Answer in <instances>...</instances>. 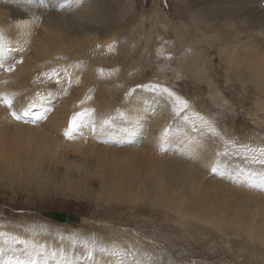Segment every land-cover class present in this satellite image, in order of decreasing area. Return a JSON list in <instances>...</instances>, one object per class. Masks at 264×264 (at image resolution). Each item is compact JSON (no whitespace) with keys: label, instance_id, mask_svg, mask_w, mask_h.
Wrapping results in <instances>:
<instances>
[{"label":"rangeland","instance_id":"1","mask_svg":"<svg viewBox=\"0 0 264 264\" xmlns=\"http://www.w3.org/2000/svg\"><path fill=\"white\" fill-rule=\"evenodd\" d=\"M0 1V27L6 28L7 24L10 30L18 21H10L11 10L3 2L6 0ZM94 1L99 7L96 15H101L104 8L106 14L104 26L90 31L98 40V49L84 46L90 57L71 49L70 56H59L47 71L40 68L25 80L32 86L42 78L51 90L66 86L67 114L60 117L61 121L55 119L48 124L43 118L41 128L30 127L29 131L28 126L0 121V134L2 129L6 131L5 137L0 135V233L24 227L30 235L46 232L66 238L69 245L84 248L83 259H74L75 264H94L96 260L98 264H120L112 254L114 250L127 254L125 264H264V157L257 153L254 159L245 151V146L264 147V72L258 71H264V63L249 65L242 49L234 50L232 45L234 41L237 46L236 38L242 37L254 40L261 35L264 40V4L247 2L246 11L236 0ZM246 15L247 25L240 28L238 20ZM109 19L113 21L110 24ZM258 20L261 23L257 28L250 25ZM111 42L115 46L110 47ZM84 62L88 68L80 67ZM177 97L186 101L187 107ZM134 107L136 142L143 144L137 153L122 140L128 133L126 122L131 121L128 111ZM47 110L51 113L52 108ZM77 113L91 115H85L73 127L71 120ZM96 117L102 120L98 122ZM152 122L157 125L151 126ZM109 128L114 129L108 132ZM152 128L156 136L151 134ZM112 135L114 141L110 140ZM79 137L82 139L76 140ZM4 147L18 153L13 162L1 155L7 150ZM191 149L223 161L206 165L208 159L201 160V164L195 160L191 169L176 168L180 170L173 169L172 173L176 155L177 161H183ZM191 158L188 161L192 162ZM229 166L236 169L227 171ZM130 173V182L136 187L130 183L126 190H105L113 181L121 180L119 174L128 177ZM187 177L192 184L187 183ZM110 192L115 195L112 197ZM204 197L203 202L213 203L216 210L199 206ZM50 212L68 213L86 221L59 222L48 216ZM0 244L14 250L19 243L6 237L0 239ZM86 245L94 246L91 256ZM100 252L106 254L105 258L97 256Z\"/></svg>","mask_w":264,"mask_h":264},{"label":"bare ground","instance_id":"2","mask_svg":"<svg viewBox=\"0 0 264 264\" xmlns=\"http://www.w3.org/2000/svg\"><path fill=\"white\" fill-rule=\"evenodd\" d=\"M130 1V0H128ZM225 1V0H222ZM227 1V0H226ZM7 4L8 8H10L11 12H10V21H18V24L13 27L12 29L9 30V28H7V24H6V28L4 27H0V50H2L4 52L3 55V59L0 60V121L2 122H6L7 124H12L13 126L16 125L18 127L23 128V126H28L30 130V127H40L41 122L44 120L39 121H30V120H25L23 118L20 117L18 110L20 108H24V107H33V106H38L41 107L42 109H44L45 111H47V116L45 118H47L45 121L47 123V121H55V119H58V121L60 120V117H63L65 114H67V108L69 107L67 105V102L65 100H67V98H69L67 96V94H69V89L65 86L62 87V84L65 85V82L62 81V79L60 81H62L63 83L61 84L59 82V85L61 84L60 88L61 90H51L50 87H48L49 85L46 84L45 82H42V78H37L36 81L38 82L36 85H32L25 82V80H28L30 78H32V76H34L33 74H36V70L39 71L38 69H42V70H48L49 67L52 66L51 62H54L55 59H57L59 56H67L66 54L68 53L69 56L72 54H70L71 49L75 50V51H79L78 55L80 56H85V57H90L88 52H85V50L83 49L84 46H89L91 49H93L94 51L98 49V40L92 35L90 34V31H95L94 28L98 27H102L104 26L103 22L106 19V14H105V8L103 10L102 13H100L101 15H96V12L98 10V4L96 1L94 0H72L71 3L69 4H65V6L61 7V4H64L65 0H6L3 1ZM2 2V3H3ZM213 2V1H211ZM236 4H240L241 6H245V10L247 11V6L249 5L247 2H252L253 5L256 6L258 5H263L264 4V0H236ZM1 3V1H0ZM3 3V4H5ZM214 3V2H213ZM225 3V2H224ZM228 3V2H227ZM248 5H247V4ZM2 4V5H3ZM235 4V5H236ZM247 6H246V5ZM250 3V5H252ZM206 5V4H205ZM221 5V4H220ZM219 5V6H220ZM232 5V3L230 4ZM228 5L227 8H231V6ZM234 5V2H233ZM232 5V6H233ZM239 5V6H240ZM214 6V5H213ZM254 6V7H256ZM208 7V6H207ZM217 7V6H216ZM221 7V6H220ZM234 7V6H233ZM250 7V6H249ZM252 7V6H251ZM259 7V6H258ZM6 8V7H5ZM7 8V9H8ZM228 8V9H229ZM236 8V7H235ZM241 7H239L240 9ZM207 9V8H206ZM223 9V8H222ZM232 9V8H231ZM243 11V7L241 8ZM250 9V8H249ZM202 10V9H201ZM209 10V9H208ZM238 10V9H236ZM244 10L245 14L246 11ZM251 10V9H250ZM204 11V10H203ZM216 11V10H215ZM214 11V12H215ZM222 11V10H221ZM228 11V10H227ZM233 11V9L231 10ZM230 11V12H231ZM240 11V10H238ZM7 12V10H6ZM198 12V11H197ZM205 12H208L207 10H205ZM204 12V13H205ZM219 12V11H218ZM250 12V11H249ZM248 12V13H249ZM201 13V12H199ZM209 13V12H208ZM237 12L235 11V14ZM239 13V12H238ZM258 13V12H257ZM1 14V13H0ZM198 14V13H197ZM212 14V13H211ZM210 14V15H211ZM217 14V12H216ZM221 14V13H220ZM234 14V15H235ZM244 13L242 12L239 13V15H243ZM253 14L252 12L249 13L248 15ZM260 14V13H259ZM2 15H4L5 18V14L3 13ZM201 15V14H200ZM254 15H256L254 13ZM253 15V17H254ZM258 15V14H257ZM1 16V15H0ZM231 16H233L231 14ZM236 16V15H235ZM244 16V15H243ZM259 16V15H258ZM263 16V14H262ZM213 17V15L211 16ZM229 17V16H228ZM237 17V16H236ZM242 17V16H241ZM251 17V16H250ZM3 18V17H2ZM195 18V17H194ZM197 18V17H196ZM239 17H237L238 19ZM257 18V16H256ZM255 18V19H256ZM261 18V17H260ZM42 19V21L40 22V20ZM103 19V20H101ZM210 19V18H209ZM223 19V18H222ZM233 19V18H232ZM249 19V18H248ZM247 15L245 18L242 17V19L238 20V24L240 26V28H242V26H246L247 25ZM252 19V18H251ZM259 19V18H258ZM3 20V19H2ZM0 20V21H2ZM8 20V19H7ZM6 20V21H7ZM254 20V19H253ZM9 21V20H8ZM9 21V22H10ZM230 21V20H229ZM251 21V20H250ZM248 21V22H250ZM112 19H109L108 24L112 23ZM212 22V21H210ZM228 22V19L226 21V23ZM237 22V21H236ZM235 22V23H236ZM15 23V22H14ZM197 23V22H196ZM261 23L260 20L255 21L254 23H250V25L252 27H258V25ZM13 24V22H12ZM195 24V23H194ZM230 24V23H229ZM2 25V23H1ZM40 25V26H39ZM232 25V24H231ZM230 25V27H231ZM242 25V26H241ZM249 25V24H248ZM96 26V27H95ZM228 26V25H227ZM238 26V25H237ZM237 26L235 25V27H232L233 29L235 28V31L237 29ZM238 26V27H239ZM262 25H260L261 27ZM9 27V26H8ZM198 27V26H197ZM249 28V29H253V28ZM231 28V29H232ZM244 30L247 29L248 27H243ZM262 29V28H261ZM243 30V33H245ZM236 32H239L238 30ZM235 32V33H236ZM228 33V32H226ZM248 33V32H247ZM262 33V32H261ZM234 34V33H233ZM237 34V33H236ZM246 34V33H245ZM235 35V34H234ZM238 35V34H237ZM247 35V34H246ZM226 36V35H225ZM248 36V35H247ZM261 35H258L254 40L253 39H249L247 37L243 38H236L237 39V46H235V43L233 41V47L234 50L236 48L238 49H242V51L240 50V52H242V55H244L248 61H249V65H252L254 67H257V65H261L264 63V40H261ZM139 37V36H138ZM235 37H237L235 35ZM226 38V37H225ZM229 38V37H228ZM226 38V40L228 39ZM113 39V38H112ZM112 42H114L112 40ZM111 42V43H112ZM232 42V39H231ZM229 41V43H231ZM228 43V42H227ZM228 43V45L230 46V44ZM108 44V43H107ZM113 44V43H112ZM225 44V43H224ZM228 45L227 48H228ZM231 45V46H232ZM115 46V44L110 45V47ZM10 47L11 52L10 53H6L7 48ZM30 47V48H29ZM233 47L232 50H233ZM129 48V46H128ZM230 48V47H229ZM228 48V50H230ZM9 49V50H10ZM129 53H131L132 49H128ZM226 50V48L224 49ZM239 52V53H240ZM227 53V51H226ZM224 53V54H226ZM230 53V51L228 52ZM227 53V54H228ZM235 53V52H234ZM57 54H61V55H57ZM226 54V55H227ZM236 54V53H235ZM129 54H127L128 56ZM230 55V54H229ZM131 56V55H130ZM232 58V57H231ZM241 58H244L243 56ZM77 59V58H76ZM235 59V58H234ZM63 60V59H62ZM61 60V62H62ZM232 61V60H231ZM68 63V62H66ZM65 63V64H66ZM78 63V62H77ZM76 63V64H77ZM86 62H84V64H82L80 67L84 66ZM86 65L89 66V64L87 63ZM85 65V66H86ZM76 65L73 63V67H75ZM93 66V65H92ZM61 67V66H60ZM79 67V65L77 66ZM87 67V66H86ZM88 68V67H87ZM87 68H85L83 70V73L85 70H87ZM6 69V70H5ZM8 69H12L11 71H9ZM40 69V70H41ZM91 69V67H90ZM80 70V69H79ZM82 70V68H81ZM63 71V70H62ZM258 71H262L263 70H258ZM36 72V73H35ZM76 72V71H74ZM79 72V71H77ZM76 72V73H77ZM81 72V71H80ZM63 73H65L63 71ZM89 73H87L88 75ZM39 76V75H38ZM64 76L63 74L61 75ZM85 76V75H84ZM57 77V76H56ZM76 77V76H75ZM66 78V77H64ZM70 78V77H68ZM262 79V78H261ZM264 79V78H263ZM55 80V79H54ZM66 80V79H65ZM81 80V79H80ZM74 81V80H73ZM40 83V84H39ZM264 83V82H263ZM51 86V84H50ZM259 87V86H258ZM263 88V87H261ZM146 91H148L146 89ZM154 94V93H151ZM146 95V94H145ZM7 97L9 99H11L12 104L11 107H8L4 102H3V98ZM153 97V96H152ZM132 98V97H131ZM133 99V98H132ZM131 99V100H132ZM158 99V98H157ZM130 100V101H131ZM134 100H137L134 99ZM167 100H165L166 103ZM69 102V101H68ZM107 102V101H106ZM133 103V102H132ZM156 103V102H154ZM159 103V102H158ZM157 103V104H158ZM104 106V104H102ZM106 105V104H105ZM108 105V104H107ZM132 105V104H131ZM164 105V104H162ZM109 106V105H108ZM129 106V105H128ZM166 106V105H164ZM130 107V106H129ZM128 107V108H129ZM137 107V106H136ZM159 107V106H158ZM162 107V106H161ZM48 108H52V111L50 113L49 110H47ZM124 108V107H123ZM126 108V107H125ZM139 108V107H138ZM145 109V107H143ZM168 108V107H165ZM69 109V108H68ZM137 109V108H136ZM143 109V110H144ZM122 110V109H121ZM164 110V109H163ZM10 111L15 112L16 115H19V119H17L16 117L13 116V114L9 113ZM161 111V110H160ZM166 111V110H164ZM129 114L131 117V121L130 122H126L128 124V128H126V130L128 131V133L126 135H124L122 137V140L124 141V143L127 144H131V151H135V153H137L136 151H141L139 149L142 148L143 144H137V127L134 128L133 124L136 123L137 121V116H136V110L135 107L129 109ZM141 112V111H140ZM157 112V110H156ZM163 112V111H162ZM69 113V111H68ZM100 113V112H98ZM97 113V114H98ZM115 113V112H114ZM168 113V112H167ZM91 115V113H89ZM110 114V113H109ZM108 114V115H109ZM112 114V113H111ZM155 114V113H154ZM159 114V113H158ZM89 115V116H90ZM160 115V114H159ZM158 115V116H159ZM88 118L89 116L86 115ZM112 117V115H110ZM154 116V115H153ZM152 116V117H153ZM67 117V115L65 116ZM116 117V116H115ZM163 117V116H162ZM70 118V117H69ZM94 118V117H93ZM106 118V117H105ZM167 118V117H166ZM171 118V117H170ZM97 119V117H96ZM104 119V118H103ZM154 119V118H153ZM99 120H102V118H98L96 121L99 122ZM122 120V119H121ZM151 120V119H150ZM149 120V122H150ZM30 121V122H29ZM93 121V120H92ZM110 121V120H108ZM129 121V120H128ZM154 121L155 120H151ZM157 123H158V119H156ZM1 122V124H2ZM29 122V123H26ZM39 122V123H36ZM154 122L150 123L152 124L151 126H154ZM5 123V124H6ZM105 123V122H104ZM104 123L102 124V126L104 125ZM109 123V122H108ZM114 123V122H113ZM157 123L155 124V126L157 125ZM170 123V122H169ZM29 124V125H28ZM48 124V123H47ZM94 124V123H93ZM101 124V123H100ZM144 124V123H143ZM160 124V123H159ZM166 123H164L165 125ZM4 125V124H3ZM46 125V124H45ZM59 122L57 123V128H58ZM149 125V124H148ZM180 125V124H179ZM8 126V125H7ZM108 126V125H107ZM158 126H161L158 125ZM178 126V125H177ZM181 126V125H180ZM98 127V125H97ZM96 127V128H97ZM105 127V126H103ZM150 127V126H148ZM88 128V127H87ZM90 128V127H89ZM180 128V127H179ZM25 129V128H24ZM27 129V128H26ZM99 129V128H98ZM114 128H109L108 132L113 131ZM122 129V128H121ZM156 129V128H154ZM157 129H159L157 127ZM163 129V128H162ZM177 129V128H176ZM181 129V128H180ZM4 132H6L4 129H2ZM1 130V131H2ZM38 130V129H37ZM100 130V129H99ZM105 130V129H104ZM150 130V129H148ZM179 130V129H178ZM182 130V129H181ZM103 131V130H102ZM151 134L153 136V128L151 130ZM157 131V130H156ZM155 130L154 132L157 133ZM4 132H2L0 135H4ZM98 132V130H97ZM101 132V131H100ZM106 132V131H105ZM150 132V131H149ZM180 132V131H179ZM42 133V132H41ZM45 133V132H44ZM125 133V132H124ZM148 133V132H147ZM161 133V132H160ZM183 133V132H181ZM97 134V133H96ZM105 134V133H103ZM149 134V133H148ZM150 135V137L152 138L153 136ZM107 135V134H106ZM116 135H120V132ZM122 135V134H121ZM141 135V134H140ZM45 136H47L45 134ZM5 137V135H4ZM84 137V136H83ZM101 137V136H100ZM116 137V136H115ZM119 137V136H118ZM158 137H159V133H158ZM176 137V136H175ZM178 137V136H177ZM107 138L106 136H104V139ZM139 138V137H138ZM155 138V137H154ZM160 138V137H159ZM183 138V137H182ZM1 139V138H0ZM82 139L81 137L76 138V140ZM114 137L113 135L110 136V140H113ZM177 139V138H176ZM2 140V139H1ZM4 140V139H3ZM102 140V139H101ZM108 140V139H107ZM119 140V139H118ZM152 140V139H151ZM156 140V139H154ZM153 140V141H154ZM178 140V139H177ZM180 140V139H179ZM178 140V141H179ZM184 140V139H183ZM182 140V141H183ZM114 141V140H113ZM64 142V141H63ZM67 142V141H66ZM148 142V140H147ZM1 143V142H0ZM5 143V142H4ZM126 144V145H127ZM145 144H149V143H144ZM186 144V143H185ZM189 145V143H187ZM5 145V144H4ZM175 145V144H174ZM3 147V145H1ZM12 146V145H11ZM130 146V145H129ZM148 145H146L147 147ZM151 146V145H150ZM180 146V145H179ZM200 146V145H199ZM145 147V146H144ZM178 147V146H177ZM181 147V146H180ZM179 147V148H180ZM6 148V147H4ZM3 148V149H4ZM55 148V147H54ZM129 148V147H128ZM149 148V147H148ZM183 148V147H182ZM190 148V147H189ZM193 148V147H192ZM195 148H197L195 146ZM1 149V150H3ZM7 150H5L4 154H1L2 156L5 155V157L9 158L12 160V162L15 160V157L18 156V153L16 151L13 150V148H6ZM90 149V148H89ZM185 149V148H184ZM187 149V148H186ZM56 150V148H55ZM119 150V149H118ZM118 150H116L118 152ZM121 150V149H120ZM180 150V149H179ZM189 150V149H188ZM200 150V149H199ZM106 151V150H105ZM108 151V150H107ZM127 151V149H126ZM184 151V150H183ZM182 151V152H183ZM130 152V151H129ZM144 152V151H143ZM181 152V151H180ZM178 152V153H180ZM111 153V152H110ZM119 153H121V151H119ZM135 153L132 155H135ZM139 153V152H138ZM107 154V153H106ZM123 154V151L121 153V155ZM126 154V152H125ZM183 154V153H182ZM109 155V154H108ZM115 155V154H114ZM119 155V154H117ZM129 155V154H128ZM137 155V154H136ZM180 155V154H179ZM185 155L187 156V158L185 157V159L190 160L189 158H191V161H188L190 163H188L183 157V161H177V155H176V161H172V173H173V169L176 170H180V169H176V168H181V170H186V167H190V169L192 168V163L197 160L200 161H205L206 159H208L209 161L206 162V165L212 164L213 162L215 163V165H218L220 162L219 159L216 158H212V156H209V153L207 154V152H203L202 150L198 151L197 149H191L190 152H186ZM111 156V155H109ZM120 156V155H119ZM118 156V157H119ZM124 156V155H123ZM140 156V155H139ZM114 157V156H113ZM116 157V155H115ZM131 157V155H130ZM129 157V159H130ZM147 157V156H146ZM180 157V156H179ZM133 158V157H132ZM135 158V157H134ZM149 158V157H148ZM219 158V157H218ZM1 159V158H0ZM111 159V158H110ZM113 159V158H112ZM117 159V158H116ZM141 159V158H139ZM165 159V158H164ZM169 159V158H167ZM221 159V158H220ZM142 160V159H141ZM182 160V159H181ZM120 162V160H118ZM131 162V160H128ZM128 161H125V163L127 164ZM140 161V160H139ZM169 162L171 160H168ZM4 163V161H2ZM12 162L11 166L13 165ZM134 162H136L134 160ZM182 162V163H181ZM121 164L124 162H120ZM129 163V162H128ZM113 164V163H112ZM116 164V163H115ZM114 164V165H115ZM201 164V163H200ZM125 165V164H124ZM123 165V167H124ZM167 165V164H166ZM170 164H168L169 166ZM220 165V164H219ZM229 165V164H228ZM171 166V165H170ZM196 166V165H194ZM1 167V166H0ZM198 167V166H197ZM68 169V168H66ZM189 169V168H188ZM196 169L195 167H193V171L195 172ZM236 169L235 166H229L226 167V170H234ZM258 169V168H257ZM70 170V169H69ZM75 170V169H74ZM200 170V169H199ZM188 172V170H187ZM238 172V171H237ZM240 172V171H239ZM75 173V172H74ZM171 173V171H170ZM179 173V172H178ZM191 170L189 172V176L191 177ZM197 173V170H196ZM66 174V173H65ZM131 174V173H130ZM129 174V175H130ZM177 174V173H176ZM195 174V173H194ZM199 173H197L198 175ZM241 174V173H240ZM128 175V174H127ZM127 175H120L119 177L121 178V180H116L113 181L111 183V187L105 190H115V191H121L122 190H126L129 187V184L132 183L130 182L133 178V174H131L130 176L127 177ZM175 176V174H174ZM195 176V178L197 177L196 175L192 174V177ZM66 177V176H65ZM118 177V178H119ZM177 177V175H176ZM180 177V176H179ZM186 177V176H185ZM184 177V179H185ZM119 178V179H120ZM183 178V177H182ZM193 178V179H195ZM66 179V178H65ZM70 179V178H69ZM68 179V180H69ZM173 179V178H172ZM177 179V178H176ZM180 179V178H179ZM187 179H189V177H187ZM198 179V177L196 178V180ZM70 181V180H69ZM184 181V180H183ZM188 181V180H187ZM190 179L189 182H187L188 184L190 183ZM194 181V180H193ZM168 182V181H167ZM186 182V181H185ZM192 182V181H191ZM197 182V181H196ZM193 183V182H192ZM190 183V184H192ZM198 183V182H197ZM133 184V183H132ZM131 184V185H132ZM149 184V183H148ZM135 185V184H133ZM153 185V184H152ZM207 185V183H206ZM210 185V183L208 184ZM195 187V185H193ZM198 186V185H197ZM203 186V185H202ZM136 187V185H135ZM134 188V187H133ZM150 188V187H149ZM200 189V187H198ZM130 189H132V187L130 186ZM137 189V188H136ZM86 190V186L82 188V191L85 192ZM133 190V189H132ZM208 190V189H207ZM134 191V190H133ZM141 191V190H139ZM153 190H151L152 193ZM210 191V190H209ZM145 192V191H143ZM150 192V190H149ZM112 195V197L115 195V193L110 192ZM134 193V192H133ZM146 193V192H145ZM154 193V192H153ZM156 193V192H155ZM211 193V191H210ZM138 194V193H137ZM140 194V193H139ZM138 194V195H139ZM217 194V193H216ZM152 195V194H151ZM141 196V195H140ZM156 196V194L154 195ZM159 195H157L158 197ZM161 196V195H160ZM159 196V197H160ZM163 196V195H162ZM199 196V195H198ZM219 196V195H218ZM218 196H216L218 198ZM138 197V196H137ZM215 197V198H216ZM118 197H115V199H117ZM136 198V197H135ZM146 198V196H145ZM160 199V198H158ZM162 199V197H161ZM160 199V200H161ZM200 199V198H199ZM206 197L202 198L199 203V206L206 207L209 209H213L216 210V206L213 203H205L203 201H205ZM208 199V198H207ZM215 200V199H214ZM218 200V199H216ZM162 201V200H161ZM209 201V199L207 200ZM174 202V201H173ZM203 202V203H202ZM179 203V202H178ZM175 204V203H173ZM218 204V203H215ZM181 205V204H179ZM220 207L222 206L219 205ZM181 208V207H180ZM183 208V207H182ZM176 209V208H175ZM192 210V209H191ZM197 210V209H196ZM221 210V208L219 209ZM223 212V210H221ZM200 212V211H199ZM198 212V213H199ZM206 212H208L206 210ZM215 212V211H214ZM208 214V213H206ZM218 215L219 213H215V215ZM222 214V213H221ZM221 214H219L220 216H222ZM215 215H213V219H215ZM219 218V216L217 217ZM81 220V222L86 221L84 218H78V216L75 217L73 223L78 222V220ZM213 219H211V221H213ZM234 220H240L239 217L238 219L235 217L233 218ZM207 220V219H205ZM210 220V219H209ZM220 220V219H219ZM209 221V222H211ZM216 221V220H214ZM216 224V223H215ZM11 226V225H10ZM35 226V225H33ZM3 229V228H2ZM1 230V229H0ZM1 233L6 234L5 238H9V240L11 241H16L13 240L12 238H18L19 240L25 241L26 243L24 244H15L14 250H11V247H6L3 244H0V261L1 264L5 263V264H11L12 262H14L16 260V264H28V262L31 261H35L36 264H61L62 261H67L68 264H75L74 259H81L84 255L85 252L84 248H76L74 246L69 245V241L66 238H56L54 236L49 235L46 232H41V233H36L33 235H30L29 232H27L26 228H7L4 231H1ZM76 235V234H75ZM106 243V242H104ZM8 244V243H7ZM6 245V244H5ZM102 245V244H101ZM113 245V244H112ZM10 246V245H9ZM86 248V247H85ZM88 248V247H87ZM97 249V248H96ZM112 249V248H111ZM8 250V251H7ZM86 250V249H85ZM99 250V249H98ZM89 251V250H88ZM56 253L55 256L52 255V253ZM83 252V253H82ZM37 253H39V255H37ZM95 253V252H94ZM97 253V252H96ZM88 254V253H87ZM111 254V253H110ZM99 255H101L103 258H105L106 254L104 255V252H100L97 256L99 257ZM12 256V258H11ZM17 257V258H14ZM109 256V255H108ZM95 257V256H94ZM96 257V258H98ZM110 257V256H109ZM100 257V259H103ZM111 258V257H110ZM109 258V259H110ZM113 258V257H112ZM83 259V258H82ZM107 259V257H106ZM105 259V260H106ZM115 260V258H113ZM104 260V261H105ZM111 260V259H110ZM113 260V261H114ZM138 260V259H135ZM102 260H100L101 262ZM111 261V262H113ZM116 261V260H115ZM90 262V260H89ZM94 262V261H93ZM110 264V261H108ZM119 262V261H118ZM117 262V263H118ZM80 263V261H79ZM83 263V262H82ZM99 262H97L94 264H98ZM124 263V262H123ZM106 264V263H105ZM125 264V263H124Z\"/></svg>","mask_w":264,"mask_h":264},{"label":"snow or ice","instance_id":"3","mask_svg":"<svg viewBox=\"0 0 264 264\" xmlns=\"http://www.w3.org/2000/svg\"><path fill=\"white\" fill-rule=\"evenodd\" d=\"M71 2H72V0H65L64 4H61V7L65 6V4H69V3H71ZM3 55H4V52H3L2 50H0V60L3 59ZM8 70L11 71L12 69H8ZM163 91H166V92H167L168 90H167V89H164ZM169 95H170V96H174L175 94L169 92ZM176 99H177V100H178V101H179L184 107H187V102H186V101H182V100H180L179 97H177ZM3 102H4L8 107H11V104H12L11 99H9V98H7V97H4V98H3ZM12 114H13V116L16 117L17 119L20 118L19 116L16 115L15 112H13ZM23 115L26 116V115H28V113H27V112H24ZM85 115H87V113H77L76 115H74V116L72 117V120H71V123H72L73 127L77 126V122H78L79 120H81ZM245 151L248 152V153H252L254 159L256 158L255 154H257V153L259 154V157H264V147H262V148H255V149H254V148H250V147H248V146H245ZM261 162L264 163V160H262ZM213 171H215V169H213ZM262 184H264V178H262ZM5 236H6V234L0 233V239H5ZM12 239H13V240H16V241H17L18 243H20V244H24V243H26L25 241L19 240L18 238H15V237H13ZM86 247H89V246L86 245ZM93 250H94V246L89 247V253H88L89 256H91ZM100 251H108V249L101 248ZM112 254L115 255V256H117L118 260L120 261V264H123V262H124V260L126 259V256H127V254L124 253L122 250H121V251H116V250H114V251L112 252ZM37 255H39V253H37ZM52 255L55 256L56 253L53 252ZM28 264H35V261H31V260H30V261L28 262ZM61 264H68V262H67V261H62Z\"/></svg>","mask_w":264,"mask_h":264},{"label":"water","instance_id":"4","mask_svg":"<svg viewBox=\"0 0 264 264\" xmlns=\"http://www.w3.org/2000/svg\"><path fill=\"white\" fill-rule=\"evenodd\" d=\"M48 216H50L52 219L57 220L59 222H73L75 217L68 213H62V212H50L48 213Z\"/></svg>","mask_w":264,"mask_h":264}]
</instances>
